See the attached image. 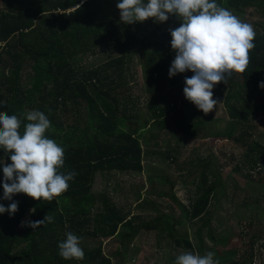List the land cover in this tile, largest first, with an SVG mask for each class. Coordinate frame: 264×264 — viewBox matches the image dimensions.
<instances>
[{
	"label": "trees",
	"instance_id": "trees-1",
	"mask_svg": "<svg viewBox=\"0 0 264 264\" xmlns=\"http://www.w3.org/2000/svg\"><path fill=\"white\" fill-rule=\"evenodd\" d=\"M0 1V111L18 116L31 110L44 112L51 122L46 136L65 149L60 172L76 173L69 189L51 202L24 193L13 195L12 201L4 200L3 166L12 162L0 149L4 161L0 165V204L7 208L18 202L14 215L0 214V264H124L128 254L138 253L133 243L140 228L132 226L130 206H119L107 189L93 190L97 174L141 172L145 158L142 139L148 130L153 131L149 137L156 144L161 133L174 130L177 145L167 151V158L177 161L181 144L200 138L204 126L208 132L214 129L209 113L194 114L187 99H182L179 83L194 73L186 71L171 78L168 74L175 58L169 29L178 28L182 21L170 15L168 21L157 23L158 37L151 39L141 34L139 22H121L116 7L120 0ZM216 2L238 17L249 8L264 17V0ZM252 25L256 37L249 66L243 73H234L227 84L222 83L227 116L240 123V132L229 141L248 147L235 159V172L264 169L262 134L256 135L257 122L263 119L264 123V89L259 87L264 81V18ZM90 57L104 58L101 64L83 67L82 61ZM133 57L143 67L152 112L143 122L137 118L135 126L130 122L132 113L128 114L135 110V103L126 94L130 89L123 76L125 62ZM23 71L28 74V87L23 83ZM203 136L209 137L208 133ZM146 139L144 143H148ZM189 165L183 169L195 179L197 189L189 196L188 206L178 202L182 216L175 219L159 212L146 229L166 232L164 238L195 253L186 226L202 219L213 201L225 198L226 191L224 167L218 166L212 153L191 160ZM45 215L52 216L53 222L35 230L22 226V221L41 220ZM69 231L82 238L83 260H65L59 255L58 244ZM112 238L119 240L113 256L105 254L103 247L104 241ZM212 252L220 264H255L257 256L254 250L240 258L236 252L230 257ZM169 261L174 264L171 258Z\"/></svg>",
	"mask_w": 264,
	"mask_h": 264
},
{
	"label": "rangeland",
	"instance_id": "rangeland-1",
	"mask_svg": "<svg viewBox=\"0 0 264 264\" xmlns=\"http://www.w3.org/2000/svg\"><path fill=\"white\" fill-rule=\"evenodd\" d=\"M2 8L3 4L0 1V10ZM253 9H247L239 18L250 24L262 21L264 17L254 13ZM139 23L142 25L141 34L151 39L158 37L159 31L156 28L158 24L153 18ZM104 57L86 58L85 62L82 61V66L89 68L101 64ZM107 60L105 57L104 62ZM26 72L23 71L22 76L23 83L28 87L30 82L26 78L28 75ZM123 76L130 89L126 94L132 97L135 103V110L128 112L129 115L132 113L133 118L130 122L135 126L137 118L143 122L152 115L149 108L151 98L145 92L143 67L137 57H133L131 62H125ZM180 84L182 99L185 101L183 93L185 83L182 80ZM213 92V98L220 101L216 108L209 112L211 115L209 120L214 129L208 132L204 126L200 138L181 144V156L177 161L167 158V151L177 145V139L172 135L174 130H171V133L167 132L168 130L161 133L158 144L149 137L153 131L148 130L146 137L142 139L145 158L141 172L97 174L93 190L98 193L107 189L113 193L119 206L123 208L130 206L129 219L132 220V226L140 228V234L133 243L138 253L128 254L124 264H172L170 258L175 262L178 255L189 251L185 245L178 247L174 241L164 238L166 232L159 234V231H147L146 227L152 217L157 216L159 212L171 214L175 219L182 216L183 211L178 202L188 206L189 196H193L197 189L195 179L189 177L188 171L183 167L189 168L191 160L202 158L209 153L216 157L219 167H224L222 179L225 182L226 195L225 198H218L219 201H213L202 219L197 220L192 226H186L188 237L196 248L195 253L204 255L214 249L225 257H230L236 252V257L240 258L246 252L250 254L251 250H254L257 253L254 257L255 264H264V169L234 171L237 165L235 159H240L248 147L229 141L240 132V123L227 116L223 84L215 85ZM187 102L194 114L199 115L203 112L188 99ZM257 124L260 126L256 129V135L262 134L260 140L264 144L263 119ZM205 133H208L209 137L203 136ZM145 139L148 143H144ZM172 195L178 201L174 200ZM176 228L182 229L179 226ZM199 244L202 247L198 246ZM118 246V239L105 240L103 245L105 254L113 256Z\"/></svg>",
	"mask_w": 264,
	"mask_h": 264
},
{
	"label": "clouds",
	"instance_id": "clouds-1",
	"mask_svg": "<svg viewBox=\"0 0 264 264\" xmlns=\"http://www.w3.org/2000/svg\"><path fill=\"white\" fill-rule=\"evenodd\" d=\"M116 7L124 24L149 18L163 23L170 15L182 21L178 28L169 29L175 58L168 74L171 78L186 71L194 73L185 77L183 93L205 115L220 103L213 98L214 86L227 84L234 73L245 72L250 64L249 53L255 48L254 26L221 7L216 0H120ZM259 87L264 89V81ZM24 119L27 123H23ZM50 128L51 122L42 111L31 110L24 116L0 111V149L10 155L12 162L3 166L4 200L12 201L13 195L24 193L51 202L69 189L76 173L60 172L65 149L46 136ZM0 165H4L3 160ZM17 211L16 201L7 208L0 204V214L7 212L11 216ZM52 222L53 217L45 215L41 220L21 223L35 230ZM65 235L66 239L58 244L59 255L65 260H83L82 238L71 231ZM214 257L211 251L204 255L185 251L176 257L174 264H220Z\"/></svg>",
	"mask_w": 264,
	"mask_h": 264
}]
</instances>
